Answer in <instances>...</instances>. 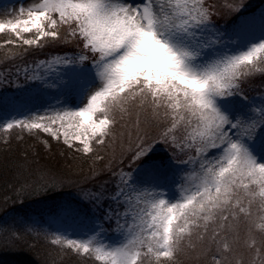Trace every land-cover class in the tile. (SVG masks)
Here are the masks:
<instances>
[{"label":"snow or ice","instance_id":"obj_1","mask_svg":"<svg viewBox=\"0 0 264 264\" xmlns=\"http://www.w3.org/2000/svg\"><path fill=\"white\" fill-rule=\"evenodd\" d=\"M9 11L4 143L19 128L64 158L0 162L13 237L77 264H264V0Z\"/></svg>","mask_w":264,"mask_h":264},{"label":"rangeland","instance_id":"obj_2","mask_svg":"<svg viewBox=\"0 0 264 264\" xmlns=\"http://www.w3.org/2000/svg\"><path fill=\"white\" fill-rule=\"evenodd\" d=\"M21 2H23L26 5L27 3L30 2V0H0V19L7 18L8 15L10 14L9 10L14 7L18 8ZM248 2L253 5H258L261 2V0H248ZM8 37H9L8 32L0 33V40L7 39ZM3 55H4V50L0 49V58H2ZM8 87L14 88L15 85H8ZM8 135L10 136V141H9L10 144L4 143L6 134L3 132L2 136H0V145L5 144V145L10 146L13 143V146H15L16 144L21 146L24 143L26 147H23V148L26 149L28 142H31V141L35 142L36 154L33 153L30 156V159L34 155L36 158H38L37 159L38 162L41 161V162L55 163L58 160L63 161L64 159L63 157L59 156L57 147H54L51 151H49L47 147L42 143V139L47 138L46 136L37 137L35 135H29L26 130L24 132H21L19 128L13 129ZM26 141L28 142L26 143ZM53 144H55L54 141H53ZM6 151L7 150H5V153L7 154L8 152ZM68 159L71 160V157H69ZM37 160H33V161H37ZM79 163H80L79 161L74 162V164H79ZM81 166L84 169V174H86L88 170V162H84ZM78 175H80V173L78 172L75 173L73 175V178H76ZM19 215H22V214L19 213ZM5 223L6 224L4 225V222H3L1 224L2 226H0V237L2 235L3 238H10V239L14 238L12 240L16 241V244L18 247L20 246L21 248H26V249L33 248L32 246L34 243L33 235L23 232V229L19 225H17V228H20L21 233H22L21 236L17 239L11 235V231L14 229L11 228V220L9 219V216H7V220L5 221ZM5 228L9 229V231H4L3 229ZM34 248H35V251L32 252V254H36L34 256L38 257L39 258L38 260L42 261L45 264H77L74 257H65L63 260H61L59 258V253L54 248H52L51 246L43 242L37 244ZM42 259L45 261H43ZM0 264H6V263L0 260Z\"/></svg>","mask_w":264,"mask_h":264},{"label":"trees","instance_id":"obj_3","mask_svg":"<svg viewBox=\"0 0 264 264\" xmlns=\"http://www.w3.org/2000/svg\"><path fill=\"white\" fill-rule=\"evenodd\" d=\"M2 134H3V131H0V136H2ZM27 142L28 141H26V143ZM0 146H1L0 149H2L0 150V162H2L6 156L21 160L24 158L22 156V153L25 151L29 153V159L33 153L36 154L35 142H32V141L28 142L26 149L23 148V147H26L24 143L21 146L17 144L13 146V143L10 146L5 145V144H2ZM7 146H9L10 148ZM5 150H7L6 151L8 152L7 154L5 153ZM37 159L38 158H36L35 155L31 158V160H37ZM0 171H2V167H0ZM14 172H15L14 169L9 171V176L11 177V179L9 180L10 183H12L13 180L15 179ZM4 179L5 177L3 175H0V220H1L0 226H2L1 224L3 222H4V225L6 224L5 221L7 220V216L5 215V210L7 208H12V207L19 208L20 207L19 201H17L15 204H13L11 200H9L7 203L5 202V199H4L5 196L14 197V188L18 185L14 184L13 188H9L5 185ZM24 203L28 204L29 201L26 200L24 201ZM21 214L23 215V212H21ZM12 239L14 238H11V239L3 238L1 235L0 237V260L1 261H4L6 264H39V263L45 264L42 261L38 260L39 259L38 257L34 256L36 254H32V252L35 251L34 247L33 248L27 247L28 249L21 248L20 246L18 247L16 244V241Z\"/></svg>","mask_w":264,"mask_h":264}]
</instances>
